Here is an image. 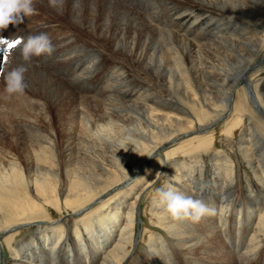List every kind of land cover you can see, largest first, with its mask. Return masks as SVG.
I'll list each match as a JSON object with an SVG mask.
<instances>
[{
    "label": "bare ground",
    "instance_id": "1",
    "mask_svg": "<svg viewBox=\"0 0 264 264\" xmlns=\"http://www.w3.org/2000/svg\"><path fill=\"white\" fill-rule=\"evenodd\" d=\"M34 7L0 32L20 40L46 32L54 49L33 57L45 60L44 68L32 58L25 73L37 97L26 102L36 115L23 124L29 138L7 139L0 125V264L2 247L8 264H129L142 237L140 197L160 167L165 188L203 199L215 213L185 221L149 201L147 209L163 211L146 216L175 242L160 241L163 254L145 226L139 264H183L174 248L189 253L198 241L202 255L225 242L230 264H264V0H62L59 10L36 0ZM19 48L0 60L4 85L6 71L22 63ZM53 86L80 101L64 140L39 123L53 124L48 115L61 102ZM170 144L176 147L160 156ZM129 180L137 183L114 199ZM240 201L238 229L236 212L226 209ZM102 209L107 216L94 220ZM124 209L126 223L109 249ZM54 210L63 219L53 221ZM201 258L194 264H209Z\"/></svg>",
    "mask_w": 264,
    "mask_h": 264
},
{
    "label": "rangeland",
    "instance_id": "2",
    "mask_svg": "<svg viewBox=\"0 0 264 264\" xmlns=\"http://www.w3.org/2000/svg\"><path fill=\"white\" fill-rule=\"evenodd\" d=\"M85 41L88 43V44H90V45H92V46H94L95 48H101L102 50L104 49V51H105V53L107 54V55H109V56H111L113 53H112V47H101L99 44H98V42H96V41H94V40H92V39H88V38H86L85 39ZM111 50H110V49ZM100 49V50H101ZM109 52V53H108ZM111 52V53H110ZM33 60H34V62L36 63V64H38V66L39 67H41V68H44L45 67V63H43V62H46L45 60H39V59H37L36 57L35 58H33ZM119 60H121L122 61V58H120ZM74 68V67H73ZM132 73H134V74H137V75H139V76H142V74L138 71V70H136V69H133V67H127ZM68 71L70 72V67L68 66ZM69 72H66V73H64L63 75H65L66 77H67V75H68V73ZM136 72V73H135ZM139 72V73H138ZM146 80H147V78H146ZM148 81H150L149 79H148ZM4 87H5V85H4V83H1L0 82V125H2L4 128H6L7 129V131L9 132V136H8V138L7 139H13V140H18L20 143H22L23 142V138H24V136L26 135V132H25V128H24V126H23V124H24V121H27V119H28V117H36V115H35V111L34 110H32L31 108V106H29V104H26V102H32L34 99H37V97H35V96H33V95H31V93H30V90L28 89V87L26 88V90H25V92L23 93V94H14V95H12L11 97H8L5 93H4ZM53 88V91L57 94L56 96L58 97L57 99L58 100H60L61 102H59V106L57 105L55 108H53V111H51L50 112V114L48 115V117H53L52 119H53V124L51 125V127H50V125H48V121H49V118H47V121L45 120V118H43V120L42 119H39V123L42 125V127H44V128H49L50 130H51V128L53 129V130H58V133H59V139L60 140H64L65 138H66V133H67V127H66V125L67 124H65L66 122L68 123L69 122V119H70V114H72V108L74 109L75 107H77V106H79L80 105V101L78 102L77 101V99L75 98H73V96H72V93L70 94L69 92H68V90H67V88H65L64 86H62V87H60L59 88V86H53L52 87ZM65 90V91H64ZM1 92H2V94H1ZM67 95V96H66ZM69 97V98H68ZM16 98V99H15ZM70 101V102H69ZM77 101V102H76ZM70 103V104H69ZM73 103V104H72ZM19 104V105H18ZM78 104V105H77ZM73 105V106H72ZM75 105V106H74ZM68 110V111H67ZM70 111V112H69ZM56 112V113H55ZM69 112V113H68ZM54 116H53V115ZM246 119H247V117H244V120H243V123H245V121H246ZM254 123H255V121H254ZM239 135V134H238ZM27 136V135H26ZM28 137V136H27ZM65 137V138H64ZM29 138V137H28ZM1 142V141H0ZM13 144V143H12ZM6 146H8V144H6ZM175 148L176 146H174V145H172V144H170L166 149H163L161 152H160V156H162V157H164V155H165V152H167L168 150H171V149H173V148ZM223 148H224V145H222V144H217V147H215V149L218 151V149L219 150H223ZM151 167H152V164H150L148 167H147V170H146V172H149V170H151ZM62 170L63 169H60V171H61V174L62 175H64L63 174V172H62ZM157 170V169H156ZM155 170V171H156ZM154 171V172H155ZM165 171H166V169H164V170H162V167H160L159 168V172H160V177H157V180H152V185H150V187H148L147 185L150 183V181H151V178L150 179H148V182H147V180H146V182L145 183H141L140 185H139V189L137 188V189H135L132 193H131V195H130V197H132V195L133 196H136V190H141V189H143V188H145L146 186H147V189L143 192V194L141 195V197H140V206H139V210L140 211H142L141 212V215H140V217H139V219L138 220H140L141 221V235H142V237H141V239H140V241H139V243H138V245L136 244L135 246H136V249H135V252H134V254L131 256V258H130V260H129V264H139L141 261H140V259L142 258V251H145V249L147 248V247H145V243L143 242V237H144V231H145V226H147V227H149V228H151V231L153 232V238H155V237H158L160 240H157L158 241V246L157 245H155V247L159 250V251H161L163 254H164V250H163V246H164V244H160V241H164V242H166L165 244H168L169 243V241H173V242H175V240L174 239H171L170 237H169V235H167V232H166V230L165 229H163V228H157V227H155L156 225L153 223V221L151 220V219H149L148 218V216H146V213H145V210H147V214L148 215H153V214H155L156 212H159V211H163V209H159V207H157V208H155V209H153V210H150V209H147V204H148V202L150 201V202H152L153 200H158V197L156 196V189L157 188H161V187H164L165 188V180H166V176L167 175H165L164 177L162 176L161 177V175H162V173H165ZM158 173V172H157ZM145 174V173H144ZM143 174V175H144ZM65 176V175H64ZM65 178V177H64ZM143 177H141V179H142ZM163 178V179H162ZM165 178V179H164ZM254 178V177H253ZM140 179V180H141ZM136 180V179H135ZM262 182V179L260 178L258 181H257V184H262L261 183ZM135 183H137V182H135ZM134 183V184H135ZM182 183V182H181ZM223 183V182H222ZM133 184V181H131V180H129L128 182H122V185H120V187H118V188H116L114 191H113V193H112V195L111 196H113V198L115 199V197L117 198V196L119 195V193L118 192H121L122 190H128L129 192H130V188L134 185ZM143 184V185H142ZM242 184V186L243 185H245V183H241ZM142 185V186H141ZM124 192V191H123ZM115 193V194H114ZM122 194V193H121ZM238 195V194H237ZM236 195V196H237ZM240 196H237V198H239ZM236 198V197H235ZM109 198H106V199H104V200H108ZM149 202V203H150ZM153 202H155V201H153ZM99 205L98 204H96V205H93V208H92V212H91V214L92 213H94V211L96 210V208L98 207ZM220 206H221V204L220 203H217L216 204V208L218 207V209L220 208ZM235 206V207H234ZM232 207H234V209L232 208ZM232 207H227V211H228V215H230V213L232 212V211H234V212H236L235 214V216H236V223H235V228H238L239 229V227H240V225L242 224L241 222H242V220H243V204L241 205V201L236 205V203L232 206ZM217 210V209H216ZM259 209H257L256 210V213H257V211H258ZM57 210H54L53 211V214L55 215V217L53 218V221L54 220H56V221H58V220H61V219H63V217H61V216H59V213L58 212H56ZM104 211H106L105 209H102L101 210V212L102 213H100V214H97V215H95L94 216V220H98L99 218H101L102 216H104V217H106L107 215H104L105 213H108L107 211L106 212H104ZM219 211V210H218ZM115 212V211H114ZM124 213H122L120 216V219L119 220H117L116 221V226H115V234H117V235H115L114 234V237H113V239L111 240V244H109V249H111V247L114 245V242H116L115 240L116 239H118V234H120L121 233V226H122V228L124 227V225H125V223H126V220H123V216L125 215V209H124V211H123ZM150 212H152V213H150ZM163 212H165V210L163 211ZM214 213H215V211H214ZM124 214V215H123ZM144 214V215H143ZM169 214V213H168ZM253 214V213H252ZM254 214H255V212H254ZM79 215H77L76 217H78ZM145 216V217H144ZM154 216V215H153ZM152 216V217H153ZM254 217V219H251V221H250V224H249V226L250 227H252V228H255L256 227V225H257V221H258V216L256 215V217L255 216H253ZM143 219V220H142ZM184 219H186L185 221H188V220H190L191 221V219H189V218H184ZM152 222H151V221ZM178 222L180 221V220H177ZM184 221V220H183ZM112 222H113V216L112 215H110L109 216V218H107V222H106V224L105 225H111L112 224ZM197 223H199V220L198 221H196ZM151 223V224H150ZM153 223V224H152ZM172 223V222H171ZM182 223V225L184 224V222H181ZM241 223V224H240ZM165 224H168L167 222L165 223ZM201 224V223H200ZM179 225H181V224H179ZM99 227H97L96 229H98ZM153 229V230H152ZM155 229V230H154ZM95 230V229H94ZM151 231H149L150 233H152ZM29 232H26L25 233V236L24 237H27L29 234H28ZM149 233V234H150ZM251 233V232H250ZM117 238H116V237ZM212 237H213V235H212ZM250 237L248 236V239H249ZM54 241L57 239V237L56 236H54ZM157 239V238H156ZM248 239H245V242H241V244H242V246L243 245H247L248 244ZM196 241V240H195ZM150 243H152L151 241H150ZM202 242H200V241H198V245L196 246V248H195V250L194 251H192V252H189V253H187L188 251H184L183 249H181V248H174V250H176V252L180 255V259L182 260V262H183V264H191V262L192 261H194L192 264H194V263H196V261H198V260H200V259H202L201 257L203 256V259L205 258V262H207V263H209V264H230V262H232V260H233V257L232 256H228L229 254L228 253H230V252H232V251H229V249L228 250H226V248L225 249H223V248H220L221 246L223 247V244L225 245L226 243L225 242H223L222 244L221 243H219V245H218V248L216 249V250H214V251H216V253L214 252L211 256H209V255H202V253H200V247H201V244ZM212 243H213V241H212ZM52 245V244H51ZM170 247H171V245H170ZM170 247H168V248H170ZM222 249V250H221ZM243 249H245V247L243 246V248L241 247L240 249H239V252L241 253V251L243 250ZM228 252H226V251ZM141 251V252H140ZM169 251V250H168ZM219 251V252H218ZM1 252H2V259H3V264H8L9 262H10V258H11V254H10V251L7 249V247H2L1 248ZM224 252V253H223ZM217 253H220L219 254V256H218V254ZM101 256L104 254V252L102 251V252H100L99 253ZM228 254V255H227ZM194 255V256H193ZM200 255V256H199ZM223 255V256H222ZM136 256V257H135ZM164 256V255H163ZM192 256V257H191ZM225 257V258H224ZM221 258H223V259H221ZM232 260H231V259ZM227 260V261H226ZM132 261V262H131Z\"/></svg>",
    "mask_w": 264,
    "mask_h": 264
},
{
    "label": "clouds",
    "instance_id": "3",
    "mask_svg": "<svg viewBox=\"0 0 264 264\" xmlns=\"http://www.w3.org/2000/svg\"><path fill=\"white\" fill-rule=\"evenodd\" d=\"M36 0H0V32L5 31L9 25L16 26L23 22L25 16L35 11ZM49 6L59 10L62 0H48ZM19 44V59L22 61L16 67L6 71L3 75L5 82L4 93L11 97L14 94H23L28 87L25 73L31 65L32 58L43 54L50 55L53 45L49 35L41 32L22 38ZM159 205L170 214L172 218H189L198 221L201 217L214 213L215 209L203 199L185 196L172 187L156 189Z\"/></svg>",
    "mask_w": 264,
    "mask_h": 264
},
{
    "label": "snow or ice",
    "instance_id": "4",
    "mask_svg": "<svg viewBox=\"0 0 264 264\" xmlns=\"http://www.w3.org/2000/svg\"><path fill=\"white\" fill-rule=\"evenodd\" d=\"M22 41L19 38H9L0 36V60L7 61L11 51Z\"/></svg>",
    "mask_w": 264,
    "mask_h": 264
}]
</instances>
